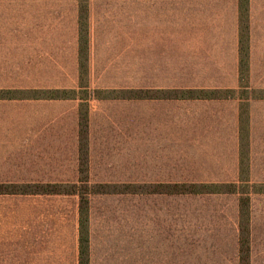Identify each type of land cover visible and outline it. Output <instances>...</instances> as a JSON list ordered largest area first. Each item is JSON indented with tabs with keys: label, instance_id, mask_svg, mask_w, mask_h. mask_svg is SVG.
<instances>
[{
	"label": "crops",
	"instance_id": "0c3cea01",
	"mask_svg": "<svg viewBox=\"0 0 264 264\" xmlns=\"http://www.w3.org/2000/svg\"><path fill=\"white\" fill-rule=\"evenodd\" d=\"M90 37V80L142 78L177 81V86L164 83L156 86L160 89H240L238 0H93L90 5ZM79 49L76 1L0 0V81H78L81 73ZM123 72L128 75H122ZM139 72L146 75L139 76ZM250 80L251 88L264 91V0H251ZM95 102L101 101L92 103ZM184 103L189 111L177 123V134L168 130L166 123H155L152 136L142 139L137 133H131L125 148L121 136L115 142L114 159H128L130 179H92L98 173L96 154L104 149L97 146L92 130L95 123H91L92 183L238 182L240 101ZM250 105L251 180L264 183V99H253ZM2 106L0 104V108ZM17 108V115L11 116L16 123H4L6 115L0 110V184L17 185L20 191L27 183L73 181L78 166V123L76 128L75 123H26L23 108ZM131 127L136 128V123H130ZM100 142L104 141L98 144ZM150 157L155 164L138 167L139 160L149 161ZM171 160L176 161V166L170 165ZM111 175H114L113 171ZM171 175L184 178L171 180ZM136 176L155 178L137 180L134 179ZM11 196L17 197V214H0V241H8L4 247H16L19 257L72 256V264H79V198ZM102 196L127 195L91 197V264H94L92 201ZM177 197H221L220 207L224 209L231 204L229 198H236L235 213L229 216L214 211L212 215L197 217L195 211L194 217L179 216L176 225L164 217H155L157 222L142 231L145 238L162 241L187 239L193 241L195 250L200 240L204 246L202 254H207L212 242L232 239L238 246L239 257L240 208L237 195ZM27 198H34L28 201L33 207V212L28 215ZM71 198L77 200L73 216L50 210L57 207L55 200L66 204ZM5 204L12 205V202ZM39 207L42 208L40 213ZM260 218L264 221V195H253L252 242ZM129 225V238H137V222L131 219ZM172 226L175 227V236L171 235ZM185 245L184 242V248ZM158 247L168 248L163 243L155 246ZM193 254L197 255V251Z\"/></svg>",
	"mask_w": 264,
	"mask_h": 264
},
{
	"label": "rangeland",
	"instance_id": "374dc122",
	"mask_svg": "<svg viewBox=\"0 0 264 264\" xmlns=\"http://www.w3.org/2000/svg\"><path fill=\"white\" fill-rule=\"evenodd\" d=\"M122 75H128L123 72ZM139 76L146 75L138 73ZM91 89L97 88H132V89H156V86L164 83L170 86H177V81H160L153 79H110V80H91ZM0 86L6 89L15 88L24 89H64L75 88L78 81L69 80H2ZM253 89V88H252ZM226 90V89H225ZM254 90V89H253ZM254 95H252L253 97ZM259 96L256 95V97ZM93 102V101H92ZM91 102V123L93 126V136H96L97 146L104 149V152L96 154V169L100 174L93 175L94 181L130 179L128 159H114L116 151L114 145L122 137L123 147L129 135L137 133L142 139L145 136L154 134L155 123H166L168 130L177 134V123L185 117L189 111L187 103L180 101H115V102ZM3 110L6 115L4 123H16L11 116L17 115V106L25 112L26 123H78V102H44V101H16L3 102ZM7 104L14 105L12 107ZM130 123H136L137 127H131ZM182 123H185L182 120ZM99 141H104L100 142ZM140 146V145H139ZM143 146V145H142ZM144 152V150L142 149ZM124 153V152H123ZM145 153H143L144 155ZM138 155L140 153L138 152ZM173 155V154H171ZM152 157V156H151ZM149 158V161L139 160L138 167H147L155 164ZM103 158V159H102ZM171 166H176V161H170ZM115 169V170H112ZM113 171L114 175H111ZM102 174V175H101ZM33 179V176H30ZM155 177L136 176L134 179L146 180ZM181 179L171 175V180ZM187 178V177H186ZM198 179V177H194ZM206 178V177H203ZM8 179V178H6ZM29 177L27 176V180ZM12 194H0V214H17V197ZM34 199V198H33ZM27 198L26 214L33 212V207ZM42 200L41 198H37ZM72 199V198H71ZM231 199V204L227 209L220 207L221 197H186L178 198L177 196H155L153 194H137L127 196H102L95 197L92 201L93 219H94V264H239L237 255L238 246L235 240H217L209 244L207 254H202V241L198 240L197 250L193 247V241L180 240L176 238L169 241L154 240L145 238V233L153 222L164 217L170 223H177L179 216L197 217L201 214L212 215L217 211L221 215L229 216L235 213L236 198ZM65 204L62 200H55L57 207L50 210L62 213V215L73 216L77 207V200H67ZM208 201V202H206ZM230 201V200H227ZM12 202V205L5 204ZM226 205V204H225ZM257 206L259 204L257 203ZM234 207V210H233ZM66 209V210H65ZM42 208H38L40 213ZM233 212V213H232ZM137 222V238L130 239V220ZM157 222V221H155ZM175 227H171V235L175 236ZM254 238L251 243V264H264V221L260 218L259 223L255 225ZM230 234V233H229ZM228 234V235H229ZM152 236V234H150ZM135 237V236H134ZM184 242L186 243L184 248ZM8 241H0V264H72V256H32L25 255L19 257L15 248H5ZM163 243L168 248L161 249L155 246ZM16 244V242H15ZM191 244V246H190ZM183 245V247H182ZM189 245V246H188ZM253 248V250H252ZM197 251V255L193 254ZM7 252H14L12 255ZM164 254H161V253ZM167 252V254H165Z\"/></svg>",
	"mask_w": 264,
	"mask_h": 264
},
{
	"label": "trees",
	"instance_id": "16d2710c",
	"mask_svg": "<svg viewBox=\"0 0 264 264\" xmlns=\"http://www.w3.org/2000/svg\"><path fill=\"white\" fill-rule=\"evenodd\" d=\"M79 9L80 79L75 88L24 89L0 88V103L16 101L78 102V166L77 176L68 183H27L24 190L17 185L0 184V194L71 196L79 198V264H91V197L94 195H237L240 208L239 264H251L252 196L264 195V183L251 180L250 102L264 99V91L253 90L250 80L251 0H238L240 25V89H91L89 77L90 5L93 0H74ZM259 96V98H253ZM115 101H240V176L235 183H169L128 184L92 183L91 102Z\"/></svg>",
	"mask_w": 264,
	"mask_h": 264
}]
</instances>
